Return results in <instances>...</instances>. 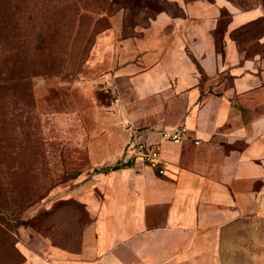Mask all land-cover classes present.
Returning <instances> with one entry per match:
<instances>
[{
	"label": "crops",
	"instance_id": "0c3cea01",
	"mask_svg": "<svg viewBox=\"0 0 264 264\" xmlns=\"http://www.w3.org/2000/svg\"><path fill=\"white\" fill-rule=\"evenodd\" d=\"M171 1L181 14L96 35L91 60L109 96L88 155L122 163L72 190L90 215L77 251L20 238L17 264H264V8ZM178 125L185 138L162 141L164 174L125 160L130 136Z\"/></svg>",
	"mask_w": 264,
	"mask_h": 264
},
{
	"label": "rangeland",
	"instance_id": "374dc122",
	"mask_svg": "<svg viewBox=\"0 0 264 264\" xmlns=\"http://www.w3.org/2000/svg\"><path fill=\"white\" fill-rule=\"evenodd\" d=\"M169 1L0 0V171L5 181H29L28 190L15 183L0 192V264L24 259L20 238L77 247L90 215L72 190L88 174L122 163L94 166L88 155L109 96L91 60L96 35L114 21L122 34L137 32ZM229 1L264 8V0ZM19 75L29 83L13 79Z\"/></svg>",
	"mask_w": 264,
	"mask_h": 264
},
{
	"label": "built area",
	"instance_id": "2783aa9c",
	"mask_svg": "<svg viewBox=\"0 0 264 264\" xmlns=\"http://www.w3.org/2000/svg\"><path fill=\"white\" fill-rule=\"evenodd\" d=\"M186 132L185 125H178L158 130L156 136L151 140L140 139L132 135L125 145V160L131 161L132 166L136 168L148 166L157 173L164 174L168 162L161 156L162 141H181L185 138Z\"/></svg>",
	"mask_w": 264,
	"mask_h": 264
},
{
	"label": "trees",
	"instance_id": "16d2710c",
	"mask_svg": "<svg viewBox=\"0 0 264 264\" xmlns=\"http://www.w3.org/2000/svg\"><path fill=\"white\" fill-rule=\"evenodd\" d=\"M168 6L166 7V8H163L162 10H167V11H169L171 14H181L182 13V9L174 2V1H169L168 2ZM252 6H255V5H250V4H246L245 3V5L243 6V7H241V8H250V7H252ZM161 11V10H160ZM158 13V12H157ZM156 14H154L151 18H153L154 16H155ZM261 19H264V16L262 17V18H260V20ZM259 20V19H258ZM263 21V20H262ZM147 23H149V21L148 22H146V24ZM145 24V25H146ZM124 26L126 27L127 26V23H124ZM137 32H139V31H137ZM136 31L135 32H130V33H126V34H122V36H128V35H132V34H134V33H137ZM45 49L44 48H42L41 49V51L43 52ZM30 52V51H29ZM28 52V53H29ZM1 59V58H0ZM12 63H14V61L12 62ZM15 81H17V80H23V79H25V82H27V83H29V78H28V76H26V75H19L18 77H14L13 78ZM19 81V82H20ZM30 86V84H28V87ZM2 87V80L0 79V88ZM29 89H30V87H29ZM3 98H2V96H1V94H0V117L2 118V109H3ZM14 179H15V177L14 178H10V179H7L6 178V181H5V178H4V176H3V174L1 173V171H0V192L3 190V186H6L7 188H9L10 186H11V184H17V185H19V187H21L22 189H26V190H28V184H29V181L27 180V179H23L22 181H20V182H15L14 181ZM6 182V183H5ZM44 187V185L42 186V188ZM40 191V188H38V187H36L35 188V191L33 192V195H35V194H38V192ZM1 194V193H0ZM39 195V194H38ZM22 197H21V203L23 204V200H24V203H25V201H27V200H29L31 197H29V195L26 193V194H24V195H21ZM3 231V226L0 224V233ZM81 236L82 235H80V238H79V242H78V245H77V247L76 248H70V247H66V246H63V245H60V244H56V243H53V245H56V246H59V247H61V248H64V249H67V250H70V251H77L79 248H80V243H81ZM4 237V236H3ZM2 241H3V238H2ZM2 241H1V239H0V248H2Z\"/></svg>",
	"mask_w": 264,
	"mask_h": 264
}]
</instances>
